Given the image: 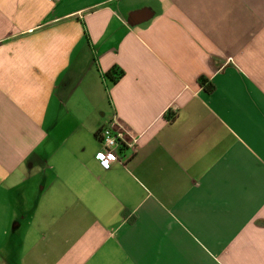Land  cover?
<instances>
[{"label":"crops","instance_id":"1","mask_svg":"<svg viewBox=\"0 0 264 264\" xmlns=\"http://www.w3.org/2000/svg\"><path fill=\"white\" fill-rule=\"evenodd\" d=\"M0 264H264V0H0Z\"/></svg>","mask_w":264,"mask_h":264},{"label":"built area","instance_id":"2","mask_svg":"<svg viewBox=\"0 0 264 264\" xmlns=\"http://www.w3.org/2000/svg\"><path fill=\"white\" fill-rule=\"evenodd\" d=\"M98 139L103 147L95 154V158L106 168L118 161L120 156H124L126 151L133 150L137 141L133 135L110 126L100 128Z\"/></svg>","mask_w":264,"mask_h":264},{"label":"trees","instance_id":"3","mask_svg":"<svg viewBox=\"0 0 264 264\" xmlns=\"http://www.w3.org/2000/svg\"><path fill=\"white\" fill-rule=\"evenodd\" d=\"M123 74H124V72L122 69H120L118 66H113L110 70H108L105 73V76L111 84H114L123 76ZM197 81H198V84L200 85V87H202L206 92L210 93L214 90V85L205 76H203V75L199 76ZM169 119H171V118H168V120ZM99 130L97 132V137L99 134Z\"/></svg>","mask_w":264,"mask_h":264}]
</instances>
